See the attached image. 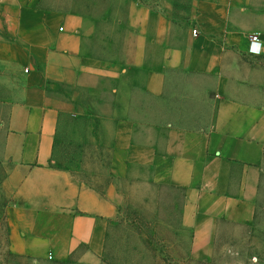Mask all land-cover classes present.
<instances>
[{
    "label": "crops",
    "instance_id": "obj_1",
    "mask_svg": "<svg viewBox=\"0 0 264 264\" xmlns=\"http://www.w3.org/2000/svg\"><path fill=\"white\" fill-rule=\"evenodd\" d=\"M0 162L17 251L99 260L136 203L211 249L257 211L264 0H0Z\"/></svg>",
    "mask_w": 264,
    "mask_h": 264
},
{
    "label": "rangeland",
    "instance_id": "obj_2",
    "mask_svg": "<svg viewBox=\"0 0 264 264\" xmlns=\"http://www.w3.org/2000/svg\"><path fill=\"white\" fill-rule=\"evenodd\" d=\"M72 149L64 147L60 151L61 165L80 159L82 154ZM83 155L90 159L92 154ZM100 158L105 175L107 159L103 155ZM9 173L10 169L0 162V264H264V178L254 219L243 226H219L211 249L192 252L186 247L188 242L176 240L181 234L171 232L169 216L161 220L155 205L136 203L125 210L109 231L100 259L87 261L82 249L59 260L41 247L26 252L12 247L7 219L12 194L11 186L6 184Z\"/></svg>",
    "mask_w": 264,
    "mask_h": 264
},
{
    "label": "built area",
    "instance_id": "obj_3",
    "mask_svg": "<svg viewBox=\"0 0 264 264\" xmlns=\"http://www.w3.org/2000/svg\"><path fill=\"white\" fill-rule=\"evenodd\" d=\"M194 33H197V30L194 29ZM250 53L252 54H260V46H259V39L257 34H252L250 36ZM28 72V69H25Z\"/></svg>",
    "mask_w": 264,
    "mask_h": 264
}]
</instances>
